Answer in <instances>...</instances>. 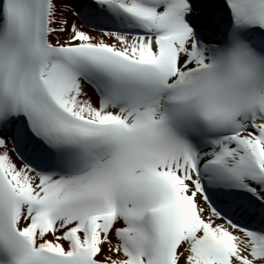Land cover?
Listing matches in <instances>:
<instances>
[{
    "label": "snow or ice",
    "instance_id": "snow-or-ice-1",
    "mask_svg": "<svg viewBox=\"0 0 264 264\" xmlns=\"http://www.w3.org/2000/svg\"><path fill=\"white\" fill-rule=\"evenodd\" d=\"M0 264H264V0H0Z\"/></svg>",
    "mask_w": 264,
    "mask_h": 264
}]
</instances>
